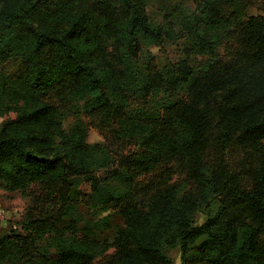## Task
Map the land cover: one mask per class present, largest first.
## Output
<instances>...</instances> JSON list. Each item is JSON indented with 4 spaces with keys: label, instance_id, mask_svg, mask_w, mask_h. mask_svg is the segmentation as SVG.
I'll return each instance as SVG.
<instances>
[{
    "label": "trees",
    "instance_id": "16d2710c",
    "mask_svg": "<svg viewBox=\"0 0 264 264\" xmlns=\"http://www.w3.org/2000/svg\"><path fill=\"white\" fill-rule=\"evenodd\" d=\"M158 1L0 0V264H264V1Z\"/></svg>",
    "mask_w": 264,
    "mask_h": 264
},
{
    "label": "rangeland",
    "instance_id": "374dc122",
    "mask_svg": "<svg viewBox=\"0 0 264 264\" xmlns=\"http://www.w3.org/2000/svg\"><path fill=\"white\" fill-rule=\"evenodd\" d=\"M181 2L183 5L192 4L191 0H160L155 2L149 9L151 17L155 20H162L165 13L172 9L173 3ZM264 1V0H260ZM250 16H264V11H259L255 8H250L248 11ZM184 43H170L161 48L152 49V53L155 56L156 62L159 65L176 64L182 57V51ZM72 120H69L67 126L71 124ZM90 144H99L103 142V138L99 132L91 128L89 133ZM29 205V200L24 198L19 193H9L0 188V237L11 232V230H19L20 223L23 220L26 208ZM207 216L205 213H200L196 217V225H202ZM113 227H121L123 225L121 219L114 215ZM107 236H112L113 231H107ZM169 257L174 264H181V253L179 249L170 250L168 252Z\"/></svg>",
    "mask_w": 264,
    "mask_h": 264
}]
</instances>
